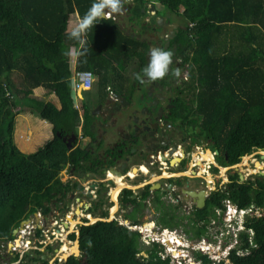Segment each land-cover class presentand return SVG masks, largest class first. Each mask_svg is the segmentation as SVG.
Here are the masks:
<instances>
[{
	"label": "trees",
	"instance_id": "1",
	"mask_svg": "<svg viewBox=\"0 0 264 264\" xmlns=\"http://www.w3.org/2000/svg\"><path fill=\"white\" fill-rule=\"evenodd\" d=\"M158 1L166 11L185 21L192 48L188 58L192 78L219 85L217 108L213 109L218 113L212 116L211 111L212 117L207 120L214 122L220 143L233 155L232 162L255 148H264V16L259 18L264 14V0ZM92 3L93 0H0V239L9 238L13 227L36 210L42 192L49 195L60 184L59 173L71 162L66 144L55 133L35 151H21L14 141L15 118L26 98L24 105L52 123L54 132L64 133L69 125L77 123L79 114L71 96L67 53L73 45L79 53L81 45L69 37L68 20L76 11L82 19ZM132 3V18L143 21L145 0ZM247 27L257 33L248 36ZM83 38L88 53L78 54L76 71L99 73L101 86L108 80V68L115 63L122 62L135 70L146 64L149 45L123 34L112 18L93 23ZM229 40L227 53L213 50L226 46ZM39 86L53 91L60 106L28 98ZM226 197L240 207L264 205V183L256 190L238 185L220 194L218 207H223ZM245 225L254 230L252 241L247 232H241L240 243L231 249L228 262L214 261L208 254H196V259L200 264H264V218L248 219ZM203 231L192 232L200 237ZM140 236L115 222L82 225L79 234L71 236L79 239L81 255H70L55 264H175L161 243H142L138 249ZM141 251L145 255H140Z\"/></svg>",
	"mask_w": 264,
	"mask_h": 264
},
{
	"label": "flooded vegetation",
	"instance_id": "2",
	"mask_svg": "<svg viewBox=\"0 0 264 264\" xmlns=\"http://www.w3.org/2000/svg\"><path fill=\"white\" fill-rule=\"evenodd\" d=\"M152 16L140 25L150 49L159 47L171 53L165 76L155 81L145 78L140 82L133 77L101 88L92 86L96 91L86 101L82 98L83 116L77 124L69 125L64 133L52 131L71 146V162L59 177L60 184L49 195L42 192L36 210L13 227L9 238L0 239V264L60 263L64 260L53 247L56 242L60 246L63 233L72 242L67 248L64 245L63 252H73L72 234L78 235L82 225L98 221L125 225L140 234L144 230L172 232L183 226L195 243L207 247L212 246L207 239L219 240L221 235L220 248L227 251L216 260L211 254L214 261L228 262L243 231L251 243L254 230L245 223L264 218V205L240 207L226 197L223 207H218L217 198L238 185L256 190L264 183V148H255L232 162L233 155L220 143L214 122L207 120L218 113L213 109L217 108L219 85L192 78L188 59L192 48L184 20L159 11ZM162 16L166 24L163 37L161 29L155 28ZM143 68L137 73L143 75ZM246 155L249 157L243 162ZM229 202L238 212L230 213L231 218ZM26 221L35 227V234L30 231L32 236L23 239L18 231ZM194 230L204 231L195 237ZM52 251L56 258L50 262Z\"/></svg>",
	"mask_w": 264,
	"mask_h": 264
},
{
	"label": "crops",
	"instance_id": "3",
	"mask_svg": "<svg viewBox=\"0 0 264 264\" xmlns=\"http://www.w3.org/2000/svg\"><path fill=\"white\" fill-rule=\"evenodd\" d=\"M132 1L133 0H120V11H118V12H112V11L109 10L108 11L109 15H108V18L107 19L112 18L113 20H115L119 24V27L122 29L123 34L129 35L131 37H135L138 40H141V41L147 43V39H145V37H146L145 35L146 34H145V32H143L144 27H142L139 22H135L136 19L132 18V12H131V9L133 7L132 6L133 5ZM152 5H155V9H156L157 12L159 11V14L160 15L170 14V16L172 17V19H173V17L174 18L177 17L179 19H183L180 15H176L175 13L173 14V13H171L169 11H166L164 9V7L162 6V4L158 0H145V5L142 8V13L144 14L142 16V20L143 21L144 20L147 21L148 18H151V19L154 18L152 15H155V13H154V10H152ZM163 10H164V13H161V11H163ZM105 11H107V9ZM81 20L82 19L80 18V16H79V14H78L77 11L74 12V13H72L70 15L69 20H68V29H67L68 32L70 33L75 27H77ZM128 24H129V26H128ZM229 44H230V40L228 41V43H227L226 46L220 45L217 48H215V49H217V52L216 53L224 54V53H227L228 51H230V49H228ZM70 50L72 52V55H70V70H71V85H72V83H73V74L76 71V62H77L79 48L73 45V46H71V49ZM149 51H150V49L148 50V52ZM147 53H146V55H147ZM113 65L114 66L111 67L112 68L111 71L108 68V71H107L108 80L106 81V84L104 83L105 85H103V86L99 85V83H98V82H102L101 75L99 73H97V72L95 73L94 71H92L94 73V82H93V85H92L93 87L96 86V85H98L100 88L101 87H105L108 84H110L111 82H116L117 81V80H115L116 78H118L119 82H122L124 79H127V80L130 81V78H133V77L135 78L136 77L137 70H135L134 67H131V66L130 67H126L127 64H125L121 68V67L118 66L117 63H115ZM95 82L97 83L96 85H95ZM90 89H87L85 91H88ZM50 91L51 90L46 89V88H44L42 86H39V87H36L35 89H33V93H31L28 98H35V99H37L39 101H42V102H49V101L53 102V100H52V98H53V99H56L58 101V103L57 104L55 103V104L57 106H60L59 99L56 96V94L53 91H51V92ZM81 91H84V90L75 91V90H73V87H72V94H71V96H72V99H73L74 107L76 108L75 103H78L79 104V107L76 108L78 110L79 119L81 118V116H83L82 110L80 109L81 108V104H82V98H83V96L81 95ZM37 93H39L42 96H38ZM24 101H26V98L23 99V101H22L21 104H22V106H25L26 107V105H24ZM26 108L31 109V111L30 110H28V111H30L32 113H35L36 112L37 115H39L38 112L35 111L33 108H31L29 106H27ZM32 113H30V114L32 115ZM39 117H40V115H39ZM21 118H22V121H21V124H20V127H19V129H20L19 131H20V133H22L21 132L22 131L21 129H24V131L28 135L26 137V139L28 140V142L31 139H35L36 137H41V135L38 134V133H36V132L34 134V131H35L36 128H43L44 129V134L47 137V139H45V142L48 139H50L51 137H53V133H52V131H53V128H52L53 125H52V123H50L46 119H43L42 117H40L39 118V120H40L39 126H36L35 128H33V126H31L28 118H25L23 116ZM16 120H17V118H15V121ZM41 124H44V125H41ZM75 125H70V126L72 127V126H75ZM15 129H16V126H15ZM50 131L52 133V136H49L48 135V132H50ZM15 133L17 134V131ZM74 139H75V136L71 138L70 144L74 141ZM67 148H68L69 153H70L71 152V146H69ZM21 151H23V150H21ZM31 152H33V151H31ZM26 153H30V152H26ZM68 163H70V162H68ZM67 164L61 169V171L59 173V177L61 175H63L67 171V169H68V165ZM56 246H57V244H56ZM56 246L54 244V247H53L54 248V251H56L55 250L56 249L55 248ZM58 252H59V250L57 251V253Z\"/></svg>",
	"mask_w": 264,
	"mask_h": 264
},
{
	"label": "rangeland",
	"instance_id": "4",
	"mask_svg": "<svg viewBox=\"0 0 264 264\" xmlns=\"http://www.w3.org/2000/svg\"><path fill=\"white\" fill-rule=\"evenodd\" d=\"M161 13H164V10L161 11ZM263 16H264V14L263 15H260L259 18H263ZM139 21H141V20L140 19H136L135 22H139ZM128 26H129V24H128ZM257 26H258V24H257ZM251 31H253V32H251ZM251 31H250V28L247 27L246 33H247L248 36L251 35L252 33H257V31L255 29H252ZM233 40L236 41V37H234ZM240 43L242 44V46H244V42H240ZM214 49L215 48H213V50ZM215 51H217V49H215ZM124 65L125 64H122V62H121V65H118V66L122 68ZM111 69L112 68L110 67L109 70L111 71ZM13 76H15V75H13ZM15 78H16V76H15ZM115 80H117L116 82H119L118 78H116ZM123 81H125V80H123ZM96 84L97 83L95 82V85ZM96 88H98V87H96ZM96 88H92L91 91L90 90H88V91H85V90L84 91H81V95L84 97V100L83 101H86L85 99H86V96H88V94L95 93ZM39 93H37V95L38 96H42ZM52 100H53L54 103H56V104L58 103V101L56 99H53L52 98ZM20 105H21V106H19V109H20L19 111L20 112L16 115L17 120L15 121V126H16V129L15 130L17 131V134L15 133L16 132L15 131L14 132V141H15V144L18 146V148L20 150H23L24 152H31V151L36 150L39 146L43 145L45 143V139H47V137L44 134V129L43 128H36L35 131H34V134L36 132V133L40 134L41 137H36L35 139H31L29 142L26 139V137L28 135L24 131V129H21L22 130L21 131L22 133H20L19 127H20V124H21V121H22V118H21L22 116L25 117V118H28V120H29L31 126H33V128H35L36 126H39V124H40V120H39L40 117H39V115H37L36 112L35 113L30 112L31 109L26 108L27 105H26V107L25 106H22V104H20ZM28 110H30V111H28ZM30 113H32V115ZM41 125H44V124H41ZM48 135L49 136H52L51 131L48 132ZM248 157L249 156H247V155L244 156L243 157V159H244L243 162H245V160H247ZM243 162H240L238 164V166L239 167L242 166ZM240 172H243V170H240ZM239 217L242 218L241 216H239ZM238 222H240V221L238 220ZM25 225H27V226L25 228V231L22 232L23 236L24 235L26 236V235L29 234V233H26L27 228L29 227L28 222H25ZM222 228H224V227H222ZM148 233L151 234L152 239L147 238ZM171 235L172 236H176L177 239L180 240L179 242H175L173 244V247H171V246H169L167 244V239H170L171 238ZM190 236H192L191 233L185 232L183 226L178 227L176 230H172V232H168L167 230L162 231V232H159V231H156V232H152V231L151 232H147V230H144L142 232L141 236L137 240L136 247L139 249L142 243H143V246L144 245H151L153 242L161 243L165 247L164 248L165 249V252L171 255V257L173 259V262L175 264H181L182 262H194L195 264H200V261H198L196 259V254H200V253L201 254H210V256L212 254L213 257L212 256L211 257L216 260V259L220 258L221 255H224L226 253V251H227V249L224 248L223 246H221V248H220L221 235L219 236L220 237L219 240L214 239V241H213V240L207 239L208 241H212L211 242L212 246H210V247L209 246L207 247L206 245H203V243H200V244L198 242L195 243L196 241L193 238L191 239ZM65 237H63L62 240L60 241V246H58V245L56 246V244L58 242L55 243V246H56L55 248H57L59 250V252H58L59 255L61 254V252H63L65 250L64 249V245L67 248V243L69 244V241H66L64 239ZM53 239L54 238H52L51 240H53ZM227 240H228V238L226 239V241ZM73 242L75 243V240ZM232 244L233 243H230L229 245L231 246ZM42 249H44V248H42ZM175 249L178 251L177 253H174V250ZM219 250H221V254H218V251ZM5 252H7V251H5ZM63 253H68V252H63ZM50 254L52 255L51 258H50V262H53V260H54V258H56V256L54 255L53 251ZM140 255H145V252L144 251H141L140 252Z\"/></svg>",
	"mask_w": 264,
	"mask_h": 264
},
{
	"label": "clouds",
	"instance_id": "5",
	"mask_svg": "<svg viewBox=\"0 0 264 264\" xmlns=\"http://www.w3.org/2000/svg\"><path fill=\"white\" fill-rule=\"evenodd\" d=\"M106 9L107 11H105ZM109 10L112 12L120 11V0H93L92 5L85 12L78 26L68 33L70 38L79 41L81 45V50L78 53L79 55H85L88 53V47L83 38V34L93 23L97 24L102 19H107ZM67 54L72 55L71 50H69ZM170 60L171 53L168 50L159 47L150 49L148 63L141 70L143 75L137 73L136 79L143 82L145 78L149 81L163 78L168 71Z\"/></svg>",
	"mask_w": 264,
	"mask_h": 264
},
{
	"label": "built area",
	"instance_id": "6",
	"mask_svg": "<svg viewBox=\"0 0 264 264\" xmlns=\"http://www.w3.org/2000/svg\"><path fill=\"white\" fill-rule=\"evenodd\" d=\"M108 15H109V13H108ZM192 24L193 23H191V25ZM93 82H94V73L92 71H90V70L75 71L74 74H73V83H72L73 86L72 87H73V90H75V91L87 90V89H90L92 87ZM75 106H76V108H78L79 107V104L78 103H75ZM230 210H231V212H230ZM241 211L244 212V210H241ZM227 212H228L229 215H230V213H231V215L232 214L234 215V214H237L238 213L237 210H236V208L233 207V205L230 202L228 203V211ZM231 215H230L229 218H231ZM34 228L35 227H32V226H29L27 228V231L29 233L28 235H26L27 236V239H28V237H30L33 234H35V231H33ZM30 231H31V234L32 235L30 234ZM26 236L24 235L22 238L23 239H26ZM147 238L152 239L151 235H148ZM47 242H49V241L47 240ZM2 246H3L4 249L7 248L6 243H3ZM16 248L19 249L17 246H15V249ZM2 251L5 252L4 250H2Z\"/></svg>",
	"mask_w": 264,
	"mask_h": 264
},
{
	"label": "water",
	"instance_id": "7",
	"mask_svg": "<svg viewBox=\"0 0 264 264\" xmlns=\"http://www.w3.org/2000/svg\"><path fill=\"white\" fill-rule=\"evenodd\" d=\"M152 10H154V13L156 12V9H155V5H152ZM163 19H164V17L162 16V17H160L159 18V20H158V23H157V25L155 26V28L158 30L159 28L161 29V32H160V34H161V36L163 37V36H165V33H166V24H164V22H163ZM175 26L177 27L178 26V24H175ZM148 60H149V52L147 53V55H146V64L148 63ZM29 218V217H28ZM26 233H28V231H26ZM66 235L63 233V235L61 236V240H62V238L63 237H65ZM66 241H69L66 237L64 238ZM75 244L77 245L76 246V250H75V252H71V253H69V254H67V255H65V253H63V252H61V254H60V256H61V258H62V260H67L68 259V257L70 256V255H75V256H79L80 255V248H79V239H75ZM47 250H49L48 248H47ZM56 251H55V253H56V255H59L58 253H57V248L55 249ZM33 254V256L34 257H37V254H36V252H32ZM63 255V256H62ZM45 257V256H44ZM55 259V258H54ZM82 264H86V262H83ZM191 264H194V262H191Z\"/></svg>",
	"mask_w": 264,
	"mask_h": 264
},
{
	"label": "bare ground",
	"instance_id": "8",
	"mask_svg": "<svg viewBox=\"0 0 264 264\" xmlns=\"http://www.w3.org/2000/svg\"><path fill=\"white\" fill-rule=\"evenodd\" d=\"M250 172V171H249ZM254 172V171H253ZM27 222V221H26ZM24 226V225H23ZM23 226H21L20 227V230L18 231L19 233H18V235H20L21 236V234H22V232H24L25 231V228H26V226L27 225H25L24 227ZM34 231V230H33ZM23 235V234H22ZM151 235V234H150ZM170 235V234H169ZM166 236V235H165ZM167 238V237H166ZM177 237H174V236H172L171 235V238L170 239H167V244L169 245V246H171V247H173V244L175 243V242H179L180 240H177L176 239ZM19 240L17 241V245L19 246ZM72 243L69 241V244H67V246H69V245H71ZM73 246H74V251L73 252H75V250H76V244L75 243H73ZM178 251L175 249L174 250V253H177ZM69 253H71V252H69ZM69 253H65V255H67V254H69Z\"/></svg>",
	"mask_w": 264,
	"mask_h": 264
}]
</instances>
